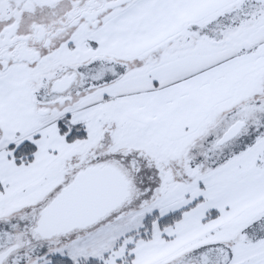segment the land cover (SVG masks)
<instances>
[{
  "label": "snow or ice",
  "instance_id": "1",
  "mask_svg": "<svg viewBox=\"0 0 264 264\" xmlns=\"http://www.w3.org/2000/svg\"><path fill=\"white\" fill-rule=\"evenodd\" d=\"M0 264H264V0H0Z\"/></svg>",
  "mask_w": 264,
  "mask_h": 264
}]
</instances>
